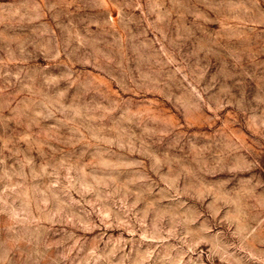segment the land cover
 Instances as JSON below:
<instances>
[{
	"label": "rangeland",
	"instance_id": "1",
	"mask_svg": "<svg viewBox=\"0 0 264 264\" xmlns=\"http://www.w3.org/2000/svg\"><path fill=\"white\" fill-rule=\"evenodd\" d=\"M0 264H264V0H0Z\"/></svg>",
	"mask_w": 264,
	"mask_h": 264
}]
</instances>
